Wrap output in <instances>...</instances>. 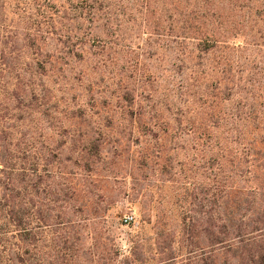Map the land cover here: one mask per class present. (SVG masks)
Listing matches in <instances>:
<instances>
[{
  "label": "rangeland",
  "instance_id": "obj_1",
  "mask_svg": "<svg viewBox=\"0 0 264 264\" xmlns=\"http://www.w3.org/2000/svg\"><path fill=\"white\" fill-rule=\"evenodd\" d=\"M102 3L107 16L93 21L88 0H0L5 48L21 43L20 90L37 89L34 107L17 121L2 111L14 123L13 144H34L28 166L35 171L23 184L37 189L11 198L0 187V264H225L215 232L216 150L203 128L214 97L203 95L202 79L193 82L189 106L164 115L172 125L161 140L135 113L154 90L179 89L175 34L185 12H204L206 24L220 15L226 52L241 71L264 56V14L254 12L264 0ZM176 15L179 24L169 28ZM183 110L196 129L172 120ZM128 215L134 222L125 223Z\"/></svg>",
  "mask_w": 264,
  "mask_h": 264
},
{
  "label": "trees",
  "instance_id": "obj_2",
  "mask_svg": "<svg viewBox=\"0 0 264 264\" xmlns=\"http://www.w3.org/2000/svg\"><path fill=\"white\" fill-rule=\"evenodd\" d=\"M88 1L85 12L91 20L99 21L102 15L107 16L102 0ZM207 5L205 2V7ZM247 8L252 9L249 3ZM197 11L185 12L182 18L179 15L170 17L169 28L179 24L180 18L185 25L180 26L179 35L175 34L181 40L179 61L183 74L179 79V89L172 85L154 90L149 97L150 102L141 105L135 116L149 127L152 137L163 139L167 126L172 125L164 116L166 112L175 106L182 109L188 107L193 82L204 81V86H201L203 95L213 96L215 101L208 120L211 122L205 123L203 128L214 140L216 150V244L225 247V264H264V200L258 201L259 196L264 197V56L257 54L254 63L249 62L241 71L238 70L240 68L235 69L222 40L225 30H219L222 21L220 15L211 14L213 19L208 22L213 27L206 24L207 14ZM254 12L257 16L264 14V8ZM103 24L107 25L108 20H104ZM194 24L199 27H193ZM202 24L205 29L200 28ZM4 33L3 30V36ZM3 36L0 35V187L2 190L9 188L11 198L20 193L34 196L31 191L37 189V184H32L31 191H27L28 184H23L24 176H32L31 172L35 171V168L28 166L34 144L21 149L17 147L20 143L13 144L14 123L10 124V120L4 119L2 111L11 112L8 119L17 121L34 107L37 89L32 86L27 94L20 90L24 88L21 80L24 74L23 68L18 66L21 56L16 48L21 43L14 40L9 51L10 48H5L6 38ZM16 51L17 54H14ZM30 64L42 68L40 63L30 61ZM236 71L241 72L240 75ZM226 96H231V101L237 104L230 107ZM42 107L45 105L42 104ZM45 112L43 114L46 115ZM172 120L178 125L185 123L183 128L194 127H190L193 123L185 110ZM20 153L25 155V162H20ZM48 153H45L44 165L45 171L50 173ZM17 210L13 206L9 212L14 215ZM220 235H226L229 239H221Z\"/></svg>",
  "mask_w": 264,
  "mask_h": 264
},
{
  "label": "built area",
  "instance_id": "obj_3",
  "mask_svg": "<svg viewBox=\"0 0 264 264\" xmlns=\"http://www.w3.org/2000/svg\"><path fill=\"white\" fill-rule=\"evenodd\" d=\"M124 221L125 223H132L134 222V216L133 215L125 216Z\"/></svg>",
  "mask_w": 264,
  "mask_h": 264
}]
</instances>
